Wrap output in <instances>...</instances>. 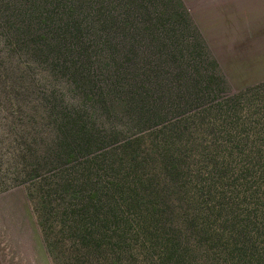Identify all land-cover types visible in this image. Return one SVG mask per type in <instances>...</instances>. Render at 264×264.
Returning <instances> with one entry per match:
<instances>
[{
	"label": "trees",
	"instance_id": "1",
	"mask_svg": "<svg viewBox=\"0 0 264 264\" xmlns=\"http://www.w3.org/2000/svg\"><path fill=\"white\" fill-rule=\"evenodd\" d=\"M208 51L183 0H0V195L51 264H264V81Z\"/></svg>",
	"mask_w": 264,
	"mask_h": 264
},
{
	"label": "rangeland",
	"instance_id": "2",
	"mask_svg": "<svg viewBox=\"0 0 264 264\" xmlns=\"http://www.w3.org/2000/svg\"><path fill=\"white\" fill-rule=\"evenodd\" d=\"M255 2V0H183L185 7L203 37L210 56L218 63L220 74L224 77L230 93H236L250 87L247 86L238 89L239 85L244 84L246 81L249 82L252 76L254 77L255 75L253 65L255 64L257 54L249 53L255 52L257 44L264 39V22L257 25L255 20L257 15H264V9H262L260 5L257 6ZM249 21L253 33V40L246 42L247 47L243 54L225 53L224 50L226 48L224 44L220 46V42H226V38L224 37L223 40L221 32L224 29L226 31L230 29L232 32L234 29H240L242 31V29L246 27V24H249ZM206 37L213 45L217 53L215 54L217 59ZM236 46L239 48V45ZM222 68L230 75L229 79H231L232 83L228 77L225 76ZM19 199L25 200L34 218L31 206L26 200L24 187L20 186L0 195V224L4 225L6 228L4 230L6 234L2 239L6 240L12 248H14L16 244H21L22 248H25L30 241L33 242L29 233V231H32L31 221L29 220L28 214L25 212V208L19 204L22 203ZM2 225H0L1 228ZM33 239L36 243V239ZM38 246L39 245H37V255L39 253L40 257L41 254ZM15 253L21 254L22 252L15 251Z\"/></svg>",
	"mask_w": 264,
	"mask_h": 264
},
{
	"label": "crops",
	"instance_id": "3",
	"mask_svg": "<svg viewBox=\"0 0 264 264\" xmlns=\"http://www.w3.org/2000/svg\"><path fill=\"white\" fill-rule=\"evenodd\" d=\"M255 1H256L255 4L257 6L260 5V7L264 9V0H255ZM255 20H256L257 25L262 24L264 22V15L262 16L257 15L255 17ZM221 35L223 36V40H224V37L226 38V42H223V41L220 42V46L224 44L226 48L224 52L227 54H243L245 48L247 47L246 42L253 40V33H252L251 26H250V21H249V24H246V27L243 28L242 31L240 29L238 30L234 29V31L232 32L230 31V29L228 31L224 29L221 32ZM206 40L213 54L214 55L217 54L213 45L207 39V37H206ZM236 45H239V48ZM231 48H232V53H231ZM249 54H257L255 64L254 65L252 64L255 75L254 77L252 76V79L249 82L246 81L244 84L239 85L238 89H242L247 86H251V85L264 81V39L261 40L259 44H257L255 52L249 53ZM222 71L224 72L225 76L228 77L229 79L230 75L227 74L223 70V68H222ZM229 80L231 82V79ZM19 200H21L22 203H19V202L18 203L25 208V212L28 214L29 220L31 221V223L30 222L29 223L31 224L32 231L31 232L29 231V233L31 235L33 242L30 241L29 244L25 248H22L21 244L20 245L16 244L15 247L12 248L6 240L2 239V237H4L6 234L4 232L6 228L4 225L0 224L2 225V228L0 227V264H51L48 258V255L46 253L45 247L40 238L39 231H38V228L36 227L34 218L32 217L25 200H22V199H19ZM33 238L36 239L37 241L36 243L34 242ZM37 245H39L38 247L40 249V254L42 256V257L40 256L41 258L39 257V253L37 255ZM14 250L16 252H22V253L17 254L15 253Z\"/></svg>",
	"mask_w": 264,
	"mask_h": 264
}]
</instances>
